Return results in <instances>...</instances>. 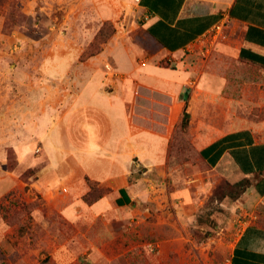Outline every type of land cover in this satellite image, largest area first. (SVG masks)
Returning <instances> with one entry per match:
<instances>
[{"label": "rangeland", "instance_id": "374dc122", "mask_svg": "<svg viewBox=\"0 0 264 264\" xmlns=\"http://www.w3.org/2000/svg\"><path fill=\"white\" fill-rule=\"evenodd\" d=\"M143 20L136 0H0V92H6L4 85L9 88L19 82L20 76L13 74L20 68L18 62L24 59L26 72L29 63H40L46 55L44 51L55 46L75 45L84 55L94 43L105 40L103 51L108 46L122 47L132 54L138 51L137 62H146L159 55L160 48L144 30ZM235 36L229 27L221 34L204 38L178 57L196 73V78L205 73L231 84L225 90L221 86L215 93L198 91L194 99L191 83L186 84L188 89L181 100L191 114L188 131L183 133L178 127L182 111L170 132L164 165L144 171L135 162L130 178L135 187L134 203L128 211L121 210L115 221L83 218L73 223L58 211L56 205L67 193V186L71 192L76 190L65 178L70 174V162L60 171L67 186L62 183L61 187H50L48 198L32 186L38 180V169L25 179L17 176L20 188L13 189L10 180L0 181V253L7 260L3 263L227 264L242 231L252 225L264 226V200L254 207L246 193L236 201L212 200L224 181L235 179L212 170L199 150L202 136L211 137L200 134L199 125L204 120L211 121L212 115H224L218 106L224 110V99L235 95L237 80L246 113L264 122V71L237 58ZM22 48L27 50L17 54ZM82 55L79 62L91 60L82 62ZM73 59V52L68 53L61 69H70L68 78L78 76L83 69L69 63ZM155 60L166 68L175 63L169 57ZM93 85L88 88L93 89ZM74 90L73 87L70 92ZM136 95L141 120L151 125L167 124L172 103L166 95L141 88H137ZM206 104L210 118L206 116ZM175 111L174 107V114ZM192 112L201 113L195 123ZM260 136L264 139V131ZM0 159V169L17 171L11 147L0 148ZM138 173L141 176L136 179ZM90 181L98 189H105Z\"/></svg>", "mask_w": 264, "mask_h": 264}, {"label": "crops", "instance_id": "0c3cea01", "mask_svg": "<svg viewBox=\"0 0 264 264\" xmlns=\"http://www.w3.org/2000/svg\"><path fill=\"white\" fill-rule=\"evenodd\" d=\"M136 3L144 17V30L160 48L159 55L139 64L138 51L132 54L125 48L108 46L102 54L81 63V48L71 44L55 46L44 51L46 55L40 63L32 66L29 63L26 72L24 59L18 62L20 68L13 74L20 76L19 82L9 88L4 85L7 93L0 92V148L11 147L18 164L13 173L1 168L0 181L10 180L13 189L20 188L17 176L38 169V180L32 186L48 198L50 187H61L62 183L67 186L60 171L70 162V174L65 178L71 180L76 190L71 192L67 186V193L62 194L56 206L73 223L83 218L113 222L121 210L131 209L135 195L134 184L130 183L134 164L138 162L145 171L166 162L170 132L187 105L181 97L188 82L192 99L198 91L215 93L221 86L225 90L231 84L227 79L205 73L196 78L185 62L177 60L217 25L227 21L236 35L237 58L264 71V0H136ZM26 50L22 48L17 54ZM70 52L74 59L69 63L83 69L78 76L68 78L72 74L70 69H61ZM140 52L144 55L145 51L141 48ZM156 57H169L175 63L162 67ZM90 85L93 89L88 88ZM239 85L237 80L235 95L224 99V110L218 106L224 111L222 117L210 118L209 104L205 105L211 121H202L199 133L211 137L202 136L199 150L212 170L235 179L233 182L254 178V185L246 192L254 207L264 200V139L260 136L264 122L246 113ZM137 88L169 98L172 104L167 124L151 125L141 120L136 111ZM213 103L215 107L216 101ZM200 114L192 112L194 123ZM86 178L110 192L94 204H87L83 200L89 191ZM5 257L0 253V264L7 261ZM227 264H264L263 225H252L242 231Z\"/></svg>", "mask_w": 264, "mask_h": 264}, {"label": "trees", "instance_id": "16d2710c", "mask_svg": "<svg viewBox=\"0 0 264 264\" xmlns=\"http://www.w3.org/2000/svg\"><path fill=\"white\" fill-rule=\"evenodd\" d=\"M99 39V38H98ZM106 43L105 40L103 41H98L94 43L92 46H90V49L87 50V52L82 55L81 60L82 62L92 59L100 54H102L103 49L101 48V45ZM188 105L185 106V109L182 113L181 120L179 123V129L183 132L186 133L190 127V121H191V114L187 110ZM13 150V149H12ZM8 163V162H7ZM18 166L17 160H16V167ZM15 170V168H14ZM13 170V171H14ZM33 169H29L25 171L24 174L21 175L23 179L27 178V176H33L34 174ZM141 176L139 173L135 176V178H139ZM86 182L89 187L88 193L83 196L84 202L87 204L91 205L94 204L95 202L99 201L102 199L105 195H107L110 192V189H98L94 183L90 181V179L86 178ZM96 183V182H95ZM255 183L254 178H244L241 179L238 182H231V181H224L222 185L219 186L217 191L214 193L212 200L221 202L223 199L230 198L233 201L238 200L243 194H245ZM97 184V183H96ZM99 185V183H98Z\"/></svg>", "mask_w": 264, "mask_h": 264}, {"label": "built area", "instance_id": "2783aa9c", "mask_svg": "<svg viewBox=\"0 0 264 264\" xmlns=\"http://www.w3.org/2000/svg\"><path fill=\"white\" fill-rule=\"evenodd\" d=\"M227 29H228L227 21H224V22H222L221 24L217 25V26L215 27V29H214L213 31H211L208 35H206L204 38L210 36V35L213 34V33L221 34V33H223V31L225 32V30H227ZM224 35H225V34H224ZM204 38H203V39H204ZM203 39H201L199 42H201ZM197 43H198V42H197ZM197 43H196V44H197Z\"/></svg>", "mask_w": 264, "mask_h": 264}]
</instances>
